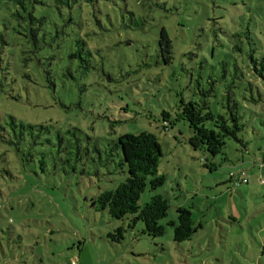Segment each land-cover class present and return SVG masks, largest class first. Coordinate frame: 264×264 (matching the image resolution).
<instances>
[{"label":"rangeland","instance_id":"obj_1","mask_svg":"<svg viewBox=\"0 0 264 264\" xmlns=\"http://www.w3.org/2000/svg\"><path fill=\"white\" fill-rule=\"evenodd\" d=\"M126 2L141 5L140 26L129 37L122 25L112 26L104 8L98 11L102 28L91 30L99 53L86 73L61 69L51 75L54 88L37 93L3 80L0 67V116L49 131L28 172L16 171L7 182L0 177V264H264V0ZM75 23L81 33L83 21ZM162 28L172 41L169 63L160 52ZM198 83L213 87L208 104L215 115L236 105L246 148L231 140L213 158L191 147L189 124L176 118L182 99H199ZM250 83L259 86L256 103ZM142 132L161 144L159 175L166 181L158 193L170 206L167 232L155 239L142 234V223L130 230V219L114 220L94 205L128 176L114 141ZM241 170L250 183L234 188L229 175ZM154 194L148 184L139 205ZM180 207L201 227L178 244L167 224L178 223ZM118 228L127 230L125 239L113 243L109 234Z\"/></svg>","mask_w":264,"mask_h":264},{"label":"trees","instance_id":"obj_2","mask_svg":"<svg viewBox=\"0 0 264 264\" xmlns=\"http://www.w3.org/2000/svg\"><path fill=\"white\" fill-rule=\"evenodd\" d=\"M122 1L124 4L119 0H0V20L6 23L5 30L0 27L2 79L12 85L20 83L17 89L23 87L30 92L32 88L39 93L54 88L51 75L59 73L61 69L70 76L74 69L79 71L82 68L86 73L90 70L91 56L99 53L96 43H93L95 33L91 30L93 25L102 28L98 26V11L102 12L104 8L102 14L106 15L112 26L122 25L128 35L130 30L134 31L140 26L139 22L143 20L141 5L133 3L129 6L126 0ZM3 13H7V16L1 18ZM83 15L86 16L84 19L81 17ZM127 15L132 26H126ZM78 17L85 26L81 33L74 26ZM127 42L131 43L129 40L122 43ZM159 45L165 63H169L173 46L166 28L160 32ZM4 59H7V65L3 64ZM197 87L195 96L199 99L189 102L182 99L176 118L189 124L192 130L189 139L191 147L213 158L223 155L231 140L246 148L247 144L240 138L246 125L242 123L236 105H228L227 115H215L208 104V99L214 93L213 87L206 90L199 83ZM12 88L14 91L15 87ZM255 89L257 93L259 86L251 83L247 89L252 92L253 103H256ZM261 97L262 93H259V99ZM12 99L19 98L12 95ZM164 115L170 117L167 113ZM45 132H49L46 127L22 122L14 116H0V177L4 182H7V178L14 179L16 171L23 169L28 172V164H36L37 147ZM114 149L121 151V165L126 166L128 176L116 189L101 193L94 205H98L101 211H107L114 220L130 219V230L142 223L143 235L154 239L165 236L167 229L163 221L168 217L170 206L169 201L158 193L166 181L165 176L159 175L163 155L158 138L148 132L124 134L114 141ZM97 151L101 153L100 149ZM40 164L46 166L45 162ZM207 167L216 170L217 164L207 163ZM148 184L156 194L149 203L140 206L141 195ZM177 220L178 223L169 222L167 226L173 228L174 241L178 244L190 241L201 227L199 225L197 228L188 208L180 207L177 210ZM126 232L125 228H118L109 234V238L113 243H122ZM262 252L264 254V246Z\"/></svg>","mask_w":264,"mask_h":264},{"label":"built area","instance_id":"obj_3","mask_svg":"<svg viewBox=\"0 0 264 264\" xmlns=\"http://www.w3.org/2000/svg\"><path fill=\"white\" fill-rule=\"evenodd\" d=\"M229 176L234 188H239L242 185H248L250 183L248 174L245 170L231 172ZM261 183L264 184V180H262Z\"/></svg>","mask_w":264,"mask_h":264},{"label":"crops","instance_id":"obj_4","mask_svg":"<svg viewBox=\"0 0 264 264\" xmlns=\"http://www.w3.org/2000/svg\"><path fill=\"white\" fill-rule=\"evenodd\" d=\"M259 244H260V246H262V245L264 246V240L261 243H259Z\"/></svg>","mask_w":264,"mask_h":264}]
</instances>
